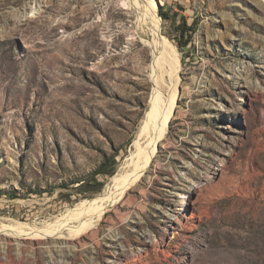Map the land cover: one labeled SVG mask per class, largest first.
I'll use <instances>...</instances> for the list:
<instances>
[{
  "label": "rangeland",
  "instance_id": "rangeland-1",
  "mask_svg": "<svg viewBox=\"0 0 264 264\" xmlns=\"http://www.w3.org/2000/svg\"><path fill=\"white\" fill-rule=\"evenodd\" d=\"M125 2L0 0V264H264V4L156 0L159 35ZM156 55L181 88L165 138L78 233L83 202L129 170ZM112 157L97 192L60 187Z\"/></svg>",
  "mask_w": 264,
  "mask_h": 264
},
{
  "label": "bare ground",
  "instance_id": "bare-ground-1",
  "mask_svg": "<svg viewBox=\"0 0 264 264\" xmlns=\"http://www.w3.org/2000/svg\"><path fill=\"white\" fill-rule=\"evenodd\" d=\"M147 1L146 3L150 4H148V9L147 7L144 8L142 0H130L128 3L125 2V4H128L127 6H131L137 11L140 20L152 24L155 33L160 35L162 22L158 15V4L156 0ZM260 1L264 4V0ZM160 63V59H157L156 55L151 65L152 72L150 79L152 82V90L149 97L150 107L146 112L143 124L135 139L136 150L130 158L128 164L129 170L113 176L111 182L105 187V191L95 199L83 202V204L87 205L83 213L86 218L78 226H75L78 233L93 226L111 206L120 201L144 177L155 157L159 143L165 138L169 122L173 117L176 107L180 86L177 75V61L174 60V62H171V68L169 70L164 68ZM81 208L78 209L80 210Z\"/></svg>",
  "mask_w": 264,
  "mask_h": 264
},
{
  "label": "trees",
  "instance_id": "trees-1",
  "mask_svg": "<svg viewBox=\"0 0 264 264\" xmlns=\"http://www.w3.org/2000/svg\"><path fill=\"white\" fill-rule=\"evenodd\" d=\"M162 15L166 19H174L176 21V17L178 16L177 12L173 14L164 13L161 11ZM197 22L196 20L192 23H189L185 17H182L180 22L177 24L175 31L176 34L174 37H171V40L175 42V44L179 47V49L183 50L187 47L192 41L194 33L196 32ZM117 161L115 158H107L92 174L90 179L85 180H77L70 184H62L60 187L63 188H73L75 191L74 194L87 196L91 193H95L100 190L103 186V182L97 179L98 175L104 176H112L116 171ZM78 184V185H77ZM77 185V186H75ZM72 186V187H71ZM34 191V190H32ZM39 193V192H36ZM6 195H9L10 198L15 199L20 197L17 189L10 190L5 192ZM72 195V194H71ZM67 201H72L71 196L67 194Z\"/></svg>",
  "mask_w": 264,
  "mask_h": 264
},
{
  "label": "water",
  "instance_id": "water-1",
  "mask_svg": "<svg viewBox=\"0 0 264 264\" xmlns=\"http://www.w3.org/2000/svg\"><path fill=\"white\" fill-rule=\"evenodd\" d=\"M179 91L181 92V88L179 89ZM174 112H175V110H174Z\"/></svg>",
  "mask_w": 264,
  "mask_h": 264
}]
</instances>
